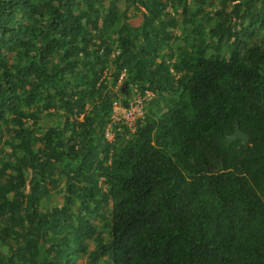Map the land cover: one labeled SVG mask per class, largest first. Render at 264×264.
I'll return each mask as SVG.
<instances>
[{"label":"trees","instance_id":"trees-1","mask_svg":"<svg viewBox=\"0 0 264 264\" xmlns=\"http://www.w3.org/2000/svg\"><path fill=\"white\" fill-rule=\"evenodd\" d=\"M0 264H264V0H0Z\"/></svg>","mask_w":264,"mask_h":264},{"label":"built area","instance_id":"built-area-1","mask_svg":"<svg viewBox=\"0 0 264 264\" xmlns=\"http://www.w3.org/2000/svg\"><path fill=\"white\" fill-rule=\"evenodd\" d=\"M143 116L142 103L138 99H134L128 103L127 106H121L119 102L112 104V112L110 115L111 121L106 126L105 136L108 140L113 137V130L119 124L133 128L138 119Z\"/></svg>","mask_w":264,"mask_h":264},{"label":"clouds","instance_id":"clouds-1","mask_svg":"<svg viewBox=\"0 0 264 264\" xmlns=\"http://www.w3.org/2000/svg\"><path fill=\"white\" fill-rule=\"evenodd\" d=\"M113 54H116V52H114ZM106 73H107V71H106ZM125 74H126V70L124 69L120 74H119V76H118V78H117V83H116V86H114L115 88L114 89H118V88H121V91L123 92V93H125L126 91H125V84L124 83H122V81H123V79H124V77H125ZM124 99V98H123ZM123 99H121V101H117V102H119V104H121V106H127L128 105V103L130 102V101H132V100H134V99H138V100H140L141 101V103H142V108H143V116H142V118H140V119H138V120H141V119H143L145 116H146V113H147V105L149 104V102H150V100L152 99V92L151 91H146L145 93H144V96H140L138 93H136L135 91H134V93L129 97V98H126V100H127V104L125 105V103L123 102ZM114 103V102H113ZM82 116V115H81ZM137 120V121H138ZM137 121H136V123H137ZM135 123V126L133 127V128H130V127H128V132H131V133H133L135 130H136V128H137V124ZM105 130H106V128H105ZM113 137H114V135H113ZM113 137H112V139L111 140H108L107 138H106V136H105V138L108 140V141H112L113 140Z\"/></svg>","mask_w":264,"mask_h":264},{"label":"water","instance_id":"water-1","mask_svg":"<svg viewBox=\"0 0 264 264\" xmlns=\"http://www.w3.org/2000/svg\"><path fill=\"white\" fill-rule=\"evenodd\" d=\"M249 139L250 136L249 134L245 133L244 131H242L239 127L238 122H235V130L232 134H229L226 136V142L228 144L234 142V141H238L241 140L243 142L244 145H247L249 143Z\"/></svg>","mask_w":264,"mask_h":264},{"label":"rangeland","instance_id":"rangeland-1","mask_svg":"<svg viewBox=\"0 0 264 264\" xmlns=\"http://www.w3.org/2000/svg\"><path fill=\"white\" fill-rule=\"evenodd\" d=\"M168 8H170V7H168ZM204 8L206 9V10H208L209 9V7L208 6H204ZM172 30H174V31H176V32H179V29H177V28H174L173 27V29ZM81 118V117H80Z\"/></svg>","mask_w":264,"mask_h":264}]
</instances>
